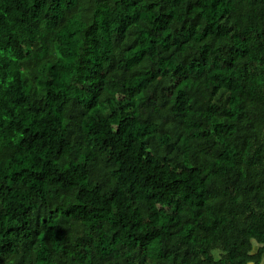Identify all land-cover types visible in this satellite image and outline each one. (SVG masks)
Returning a JSON list of instances; mask_svg holds the SVG:
<instances>
[{
	"label": "trees",
	"instance_id": "trees-1",
	"mask_svg": "<svg viewBox=\"0 0 264 264\" xmlns=\"http://www.w3.org/2000/svg\"><path fill=\"white\" fill-rule=\"evenodd\" d=\"M263 263L264 0H0V264Z\"/></svg>",
	"mask_w": 264,
	"mask_h": 264
},
{
	"label": "rangeland",
	"instance_id": "rangeland-1",
	"mask_svg": "<svg viewBox=\"0 0 264 264\" xmlns=\"http://www.w3.org/2000/svg\"><path fill=\"white\" fill-rule=\"evenodd\" d=\"M219 256V253H216V257H218ZM264 264V263H263Z\"/></svg>",
	"mask_w": 264,
	"mask_h": 264
}]
</instances>
